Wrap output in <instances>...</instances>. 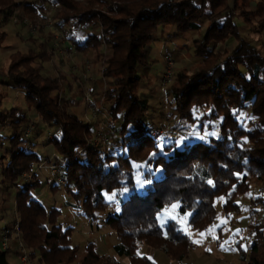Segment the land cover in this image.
I'll return each mask as SVG.
<instances>
[{
    "label": "trees",
    "instance_id": "16d2710c",
    "mask_svg": "<svg viewBox=\"0 0 264 264\" xmlns=\"http://www.w3.org/2000/svg\"><path fill=\"white\" fill-rule=\"evenodd\" d=\"M51 1L58 8L56 18L71 28L66 35L76 53L101 57L102 48L111 51L103 60L102 75L113 81L103 92V102L110 106V126L120 138L121 151L93 148L92 125L70 111L72 99L60 96L63 77L42 73L54 55L52 40H43L37 50L13 53L6 78L24 93L25 104L41 122L56 130L49 145L64 162L60 173L65 185L54 182L50 190L63 188L74 206L94 221L117 202L119 210L103 220L117 243L113 257L100 255L93 243L80 257V247L73 244L74 229L60 219L61 208L47 207L35 196L46 185L37 179L22 183L23 176L34 173L48 157L25 136L27 112L20 107L4 109L6 94L0 91V175L5 185L20 187L18 224L30 259L39 264H121L119 259L125 258L128 264H156L141 255L146 246L184 264L197 248L194 235L215 225L216 203L231 219L242 214L241 197L250 194L253 184L264 186V55L242 39L238 23L241 19L248 26L257 21L264 30V0ZM21 7L17 0H0L6 25ZM22 10L26 15L41 14L32 3ZM165 26L174 27L177 35L201 33L193 42L200 60L192 73L179 71L170 96L179 119L198 125L202 133L214 131V122L221 120L218 137L207 142L160 144L150 135L146 123L150 105L139 96L141 71L150 68L155 36ZM7 37V32L0 33V48ZM231 38L241 44L237 51H214L215 43ZM243 112L246 118L241 123ZM3 129L12 135L5 136ZM138 164H144L143 174ZM255 202L264 207L263 198ZM173 207L178 218L161 224L160 216ZM218 232L223 236V227ZM232 240L241 263L264 264L263 222L241 229ZM10 252L11 248L0 249V264H11Z\"/></svg>",
    "mask_w": 264,
    "mask_h": 264
},
{
    "label": "rangeland",
    "instance_id": "374dc122",
    "mask_svg": "<svg viewBox=\"0 0 264 264\" xmlns=\"http://www.w3.org/2000/svg\"><path fill=\"white\" fill-rule=\"evenodd\" d=\"M17 1L22 3V7L28 3H32L40 9L41 14L26 15L21 7L14 13L8 25L5 24L3 16L0 15V33L5 31L8 34L5 44L0 48V91L3 90L1 85L7 86H4L6 97L3 100V108L10 110L13 107H20L25 110L30 118V124L27 129L34 127V130L27 138L28 142L33 143L35 150L42 154L43 157L49 158L55 152L53 147L49 145V141L56 134L55 128L46 126L41 122L34 110L28 108L25 104L24 93L15 88L6 78V67L10 52L21 51L27 53L29 50H37L38 44L43 40H52L55 49L54 55L50 61L44 64V70L48 72V75H61L63 77L61 79L62 89L60 96L74 101V105L70 109L72 113L78 115L86 123H88L87 121H91L89 124L92 125L94 131L93 138L90 141L91 146L110 153L120 152L121 150L117 144L120 138H118L115 129H112L110 126L111 122L107 118L110 113L107 111L108 107L103 102V92L107 85L113 81V79H106L102 75V69L105 67L103 60L111 55V51L107 48H102L99 53L101 57H97V54L94 52H91L88 56L76 53L73 50L71 42L67 40L66 35V32L71 28L56 18L58 8L52 4L51 0ZM77 1L84 2V0ZM256 1L258 0H254V3ZM251 9H254V4ZM20 18H23V20ZM238 23L242 39L257 47L264 55V30L260 25L257 26V21L248 26L241 19L238 20ZM205 25L206 20H203V27ZM161 29L172 31L171 27L168 26ZM161 29L155 36V41L150 52L151 66L149 69H142L141 71L142 80L139 90V96L147 99L150 105L146 120L147 126L152 129L150 135L160 144L175 142L178 146H182L186 142H207L210 137H218V125L221 120L214 122V131L202 133L198 125L190 126L187 122L180 120L173 103H171L170 88L176 80L179 71L186 69L192 73L200 60L194 55L193 42L201 37V33L191 32L185 35H177L174 30V34H170V31L165 34L162 31V38H160ZM240 47L241 44L231 38L224 43H215L214 51L219 53H223L225 50L237 51ZM168 61H172L173 63L172 81L164 85L162 75L166 71ZM160 64H162V69L156 73L157 66ZM44 70L42 73L47 74ZM83 74L86 76V79L83 78ZM87 94L91 96L90 102L86 101ZM198 113L199 111H196V117ZM245 118L246 114L244 112L241 113L239 117L240 122L242 123ZM3 134L8 137L12 135L8 129H3ZM103 137L108 138L109 142L105 141ZM2 154H4V151H2ZM137 167H140L139 171L142 172L144 164H138ZM43 175L45 178L48 177V181L45 182L46 179H43L41 175L40 180L37 181L40 183L44 182L47 187L35 193V196L37 195L42 203L50 207L51 205H55L58 192L60 191L53 193L50 190L55 184L56 178L49 171H43ZM141 178H139L140 183L142 182ZM19 188L5 185L0 175V235L5 229L12 230L15 224L19 222L16 207V196ZM62 192L61 198L56 203L58 207L64 204L65 201L69 202L72 200L71 196L67 195L64 190ZM258 197L264 199V186L262 184H253L250 194L241 197L240 203L243 205L242 214L233 216L231 219L225 218L221 204L216 203L218 214L215 225L205 233L194 235L197 248L190 254L188 259L184 260V264H243L237 252L231 247L232 238L241 229H247V227L257 222L264 223V207L255 202V199ZM106 199L110 201L111 198L106 196ZM118 210L117 202H114L111 208L104 214L99 213L97 219H105L109 214ZM176 211L177 207H173L161 215V224H164L167 219L176 220L178 218ZM60 219L64 222V216H61ZM180 223L183 229L186 230V222L181 220ZM221 227H223V236H219L218 232V229ZM82 240H80V246L84 249L87 243L82 242ZM98 241L100 247L104 248L106 244L108 248L111 247L109 243L104 241L103 234L101 238H98ZM15 245L18 249V245L13 239L9 262L11 264H23L18 256H16L17 249ZM242 245L246 251H249L245 242ZM0 249H2L1 245ZM82 254L83 252H79L80 257ZM141 255L149 256L156 264H178L171 262L161 252L152 250L146 246L142 248ZM119 261L121 264H128L127 259L123 258L119 259ZM31 262L39 264L34 260H31Z\"/></svg>",
    "mask_w": 264,
    "mask_h": 264
},
{
    "label": "crops",
    "instance_id": "0c3cea01",
    "mask_svg": "<svg viewBox=\"0 0 264 264\" xmlns=\"http://www.w3.org/2000/svg\"><path fill=\"white\" fill-rule=\"evenodd\" d=\"M171 30L172 31H170L169 29H165V30L164 29H161L160 38H162V33H163L162 31H164L165 34L167 32H169V31H170V34H174L173 33V30H174V32H176V30H175L174 27H171ZM15 52L16 51H14L13 53H15ZM13 53L10 52L9 57ZM9 57H8V60H9ZM161 66H162V64H160L159 66H157L156 73L162 69ZM44 69H45V67H44ZM44 71L47 72L46 70H44ZM47 74H48V72H47ZM8 81L11 82L10 80H8ZM11 84H13V83L11 82ZM1 86H2L1 88L3 89L1 92L5 93V90L4 89L7 86H5V85H4L5 87L3 85H1ZM13 86H14V84H13ZM104 104L108 107V110L107 111L109 112V108H110L109 104H107V103H104ZM41 177L43 179L45 178L44 175H43V173L41 174ZM45 179H46L45 182L48 181V177L45 178ZM37 180L38 181L40 180V176H39V178H37ZM42 184H45V183L42 182ZM59 191L60 192H58V198L56 197L57 198V201L55 202V205H56V203H58L59 198H61V194L63 193L62 192L63 191V188H61ZM47 207H49V206H47ZM59 208H61V210L63 212L62 216H64V222L63 223H64L65 227H71V228L74 229L73 236H72V238H73V244L76 245V246L78 245L80 247V252H83L84 251V249L80 246V243H81L80 240L83 239L82 242L87 243V245L89 243H93L96 246L97 252L100 255L107 254V255L114 256L113 247L117 243V239H116L115 235L112 234L111 231L107 227H104L103 226V220L104 219H96L95 221L88 219L85 215H83V213L78 208H76L74 206L72 200H70L69 202H66L65 201L64 204H62L61 206H59ZM102 234L104 236V241L110 244V246H111L110 248H108L107 244L104 247L105 249L103 247H100V245L98 243L99 242L98 241V238H101ZM15 247L17 249V246L16 245H15ZM19 254H20V252L17 249L16 256H18V258L21 261V255H19ZM33 264H35V262H33Z\"/></svg>",
    "mask_w": 264,
    "mask_h": 264
},
{
    "label": "built area",
    "instance_id": "2783aa9c",
    "mask_svg": "<svg viewBox=\"0 0 264 264\" xmlns=\"http://www.w3.org/2000/svg\"><path fill=\"white\" fill-rule=\"evenodd\" d=\"M52 28V26H51ZM172 71H173V63L172 61H168V66L166 68L165 73L162 75V80L163 84L167 85L172 81ZM84 79H86V76L83 74L82 75ZM86 101L90 102L91 101V96L86 95ZM108 120L111 121L110 115L109 117L107 116ZM90 123L91 121H87ZM34 130V127L28 128L25 136L28 137L30 136V133ZM103 139L107 142H109L108 138ZM64 163L63 160H61L57 154L54 152L52 153L51 156L45 161H43L36 169V171L32 174H25L22 179V183L27 185L31 183L33 180L39 178V176L43 173V171H49L55 178L56 181L55 183L61 186L65 185V178L63 175L60 173V165ZM20 228L19 224H15V226L12 228V230L6 229L3 231L1 239H0V245L2 250H9L11 248V242L14 239L18 245L19 252L21 253V261L23 264H33L31 262V259L28 255V252L24 246V243L21 240L20 237Z\"/></svg>",
    "mask_w": 264,
    "mask_h": 264
},
{
    "label": "snow or ice",
    "instance_id": "6c2138e0",
    "mask_svg": "<svg viewBox=\"0 0 264 264\" xmlns=\"http://www.w3.org/2000/svg\"><path fill=\"white\" fill-rule=\"evenodd\" d=\"M203 235V234H202Z\"/></svg>",
    "mask_w": 264,
    "mask_h": 264
}]
</instances>
